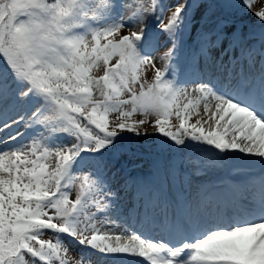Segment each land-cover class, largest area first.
Instances as JSON below:
<instances>
[{
	"label": "snow or ice",
	"instance_id": "1",
	"mask_svg": "<svg viewBox=\"0 0 264 264\" xmlns=\"http://www.w3.org/2000/svg\"><path fill=\"white\" fill-rule=\"evenodd\" d=\"M257 2L0 0V264H264ZM217 169L231 194L192 199Z\"/></svg>",
	"mask_w": 264,
	"mask_h": 264
},
{
	"label": "rangeland",
	"instance_id": "2",
	"mask_svg": "<svg viewBox=\"0 0 264 264\" xmlns=\"http://www.w3.org/2000/svg\"><path fill=\"white\" fill-rule=\"evenodd\" d=\"M169 3H173V2H169ZM259 8V5L258 6H254V10H256V9H258ZM149 23H151L150 21H149ZM136 119H141L142 117H140V116H136L135 117ZM149 119H152L151 117L149 118ZM194 119H195V117H193V122H194ZM150 125L151 124H149V125H146L145 127H146V129H147V131L148 132H150L149 130H150ZM144 130V129H143ZM146 145H148V143H146ZM145 148V147H144ZM153 148L154 147H151V151L153 152ZM139 165V167H137V168H139L140 170H142L143 172H146L147 174H150V172H151V165H152V161H150L148 158H144V151H143V154L142 155H140V156H138L137 158H135L134 160H133V166H138ZM196 165H194V164H189L188 165V168L189 169H191V170H189V171H191V172H194L195 171V169H196ZM205 172H210V170H205V171H203L201 174H199V175H196V174H193V175H191V186L193 185V183L194 182H196L198 179H204V177H205ZM179 188H180V186L179 185H177L173 190L176 192V191H178L179 190ZM191 188V187H190ZM190 188H187L188 189V191L187 192H189V189ZM45 239H48L49 237L46 235L45 237H44ZM69 240H67L66 242H67V244H68V247L70 248V254L71 255H73V256H75V254L79 251V246L78 245H76L75 244V242L74 241H72L70 238H68Z\"/></svg>",
	"mask_w": 264,
	"mask_h": 264
}]
</instances>
